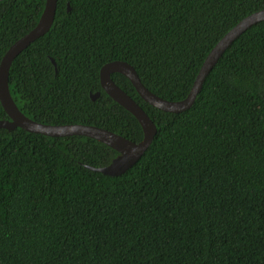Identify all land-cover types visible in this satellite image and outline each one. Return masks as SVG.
I'll list each match as a JSON object with an SVG mask.
<instances>
[{
    "label": "trees",
    "instance_id": "1",
    "mask_svg": "<svg viewBox=\"0 0 264 264\" xmlns=\"http://www.w3.org/2000/svg\"><path fill=\"white\" fill-rule=\"evenodd\" d=\"M46 1H0V62ZM262 8L264 0H58L50 30L11 65V96L36 121L140 142V121L102 88L101 67L125 60L152 92L181 100L225 33ZM112 78L157 125L121 175L89 168L120 155L95 138L0 127V264H264V20L227 48L185 111L161 110L124 74Z\"/></svg>",
    "mask_w": 264,
    "mask_h": 264
},
{
    "label": "water",
    "instance_id": "2",
    "mask_svg": "<svg viewBox=\"0 0 264 264\" xmlns=\"http://www.w3.org/2000/svg\"><path fill=\"white\" fill-rule=\"evenodd\" d=\"M1 1V0H0ZM58 0H47L44 11L37 25L14 42L2 57L0 62V101L9 119L0 120V127L9 130L21 127L29 132L40 133L47 136L61 137L83 135L95 138L120 152V155L103 167L89 166L92 170L106 175L118 176L132 167L152 144L157 133V125L143 109V107L112 78V74L119 72L128 77L138 91L139 95L151 105L168 112H182L192 107L201 91L206 77L213 70L227 48L248 28L264 20V8L252 12L242 18L233 26L212 48L203 62L193 86L188 95L181 100H168L147 88L135 69L125 60H113L105 63L100 70V82L102 88L120 105L134 114L140 121L144 138L135 142L119 133L91 124H45L25 115L15 103L9 89V72L14 59L38 38L44 36L52 27L56 15ZM70 10V5L68 6ZM57 71L54 58H51ZM101 92L91 93L93 100L100 96Z\"/></svg>",
    "mask_w": 264,
    "mask_h": 264
}]
</instances>
